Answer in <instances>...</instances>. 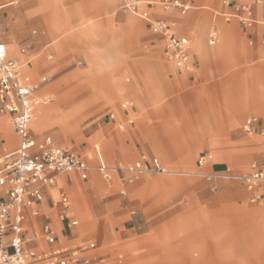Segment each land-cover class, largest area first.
I'll return each instance as SVG.
<instances>
[{"label": "rangeland", "instance_id": "obj_1", "mask_svg": "<svg viewBox=\"0 0 264 264\" xmlns=\"http://www.w3.org/2000/svg\"><path fill=\"white\" fill-rule=\"evenodd\" d=\"M40 1L34 7H42L47 14L44 24L39 17L27 16L34 9L29 8V0H0V20L6 21L0 39L9 46L10 56L19 49L25 51L31 70L26 71L25 64L21 72L32 83L47 76L50 82L44 87H52L36 94L32 133L40 139L51 136L56 145L81 154L98 145L106 164L115 170L137 162L141 155L158 158L167 170L144 175L133 184H123L117 172L107 182L92 170L89 182H81L87 186L83 193H70L71 197L68 193L80 218L75 229L78 238L72 243L92 238L112 261L122 254L124 264L133 260L147 264H264V216H252L264 206V197L252 202L255 192L236 180L218 179L213 191L211 182L202 176L211 172L198 163L202 156L208 160L216 152L227 160L223 164L232 173L246 175L254 163L264 161V137L249 136L242 130L248 116L256 115L264 122V26L257 24L247 30L234 16L228 21L234 11L225 9L228 1H250L219 0L212 4L213 12L196 10L199 4L205 3L203 8L209 4L191 0L194 8L182 18L184 26L174 28L183 39H201L203 52L195 48L191 62L196 70L183 75L188 78L179 83L173 70L181 76L183 69L166 60L160 36L128 9L135 0ZM153 1L160 4V0ZM55 5L64 11L61 28L51 14ZM193 13L201 15L204 27L193 24ZM222 24L232 29L227 51L229 36L223 28L222 38ZM212 26L220 31L214 47L208 45ZM50 54L52 60H48ZM90 57L98 60V67L90 68ZM42 97L51 101L44 105ZM126 102L128 115L122 108ZM37 122H41L38 131ZM64 122L71 123L69 130L66 126V134L56 135L62 126L54 124ZM139 123L159 135L158 146L150 148L142 141L143 133L136 130ZM7 125L12 136L1 131L6 147L8 136L11 145L15 144L10 118ZM118 136L124 139L109 142ZM246 140L251 141L249 146L243 145ZM189 170L200 174L170 173ZM95 178L100 187H94ZM124 190L126 195L121 194ZM240 208H250L253 213L241 216L237 213Z\"/></svg>", "mask_w": 264, "mask_h": 264}, {"label": "built area", "instance_id": "obj_2", "mask_svg": "<svg viewBox=\"0 0 264 264\" xmlns=\"http://www.w3.org/2000/svg\"><path fill=\"white\" fill-rule=\"evenodd\" d=\"M248 1L250 2L234 5V13L227 20L234 16L247 29H252L259 23L264 26V9L261 12V22L255 17V7L264 6V0ZM161 7L165 11L179 10L182 15L190 10L189 4L181 0H163ZM128 9L149 21L152 32L164 38L167 59L178 69H188L191 55L173 24L164 20H152L147 12L140 13L138 3L128 6ZM218 41L219 32L213 27L208 42L215 46ZM47 82L49 79L45 78L41 84H32L23 78L19 62L9 58L7 46L0 41V114L12 116L11 126L19 140L16 151L0 158V187L3 192L0 195V264H112L107 258L97 254L96 243L58 246L57 232L50 225L44 226L41 233L27 234L24 225L25 208L42 200V188L54 186L58 174L77 172L86 180L91 171L96 169L107 182L113 180L114 170L104 162L98 148L99 164L92 166L72 148L57 146L49 137L42 140L32 137L30 123L38 103L34 94ZM48 101L42 99L44 104ZM127 106L128 104L123 105L124 108ZM111 117L114 118L113 115ZM259 123V118L249 117L243 124V131L249 135L258 133L264 137V126L260 127ZM204 161V158H200L199 166H203ZM115 172L119 174L123 184H133L144 175L163 174L166 170L158 159L142 156L135 164L119 167ZM208 179L242 181L249 192L256 193L252 202H257L263 197V194L257 192L264 189V161L254 163L252 172L246 175H237L227 169L222 174L210 175ZM215 189L214 186L213 190ZM61 198L66 199L65 194H61ZM70 214L71 209L67 208L66 213L61 216V222L69 228L77 227L79 222L70 220ZM34 215L38 213L35 212ZM40 240H44L49 247L42 251L28 247Z\"/></svg>", "mask_w": 264, "mask_h": 264}, {"label": "crops", "instance_id": "obj_3", "mask_svg": "<svg viewBox=\"0 0 264 264\" xmlns=\"http://www.w3.org/2000/svg\"><path fill=\"white\" fill-rule=\"evenodd\" d=\"M29 1L32 4L29 8H34V9L32 10L31 13L27 14V16H29V17L30 16L39 17L40 18L39 19L40 23L44 24V19L47 17V14L45 12L41 11L42 7H40V6L37 7V8L34 7L35 4H36V0H29ZM162 1L163 0H160V4H157L153 0H135V2L138 3L139 12L140 13H143V12L149 13V15H150L152 20H164V21H167V22L173 24V28L175 26H177V25H179L181 27L184 26L185 22L182 21L183 20L182 18L184 16H186L187 14L186 15H182L179 10H170V11L163 10V8L161 7V2ZM181 1L189 4L190 10L188 12H190L194 8L193 7V2L191 0L190 1L189 0H181ZM196 1H198V2L205 1L206 4H209L208 5L209 7H204V8H203V6L205 5V3L199 4L198 7H195L196 10H211V11L214 12L215 10H213L212 4H214L215 2H217L219 0H196ZM47 2H48V0H41L40 4L41 3H47ZM55 2L60 4L61 0H55ZM236 4H239V3L228 1L227 4L225 3V9L226 10H230V11H232V10L234 11V5H236ZM52 8H53V10L51 11V14L55 17V19L58 20V24H59V26L61 28V26H63V21L62 20L64 19V16H63L64 15V11L62 9V6L55 5ZM263 9H264V6H256L255 7V17H256V19L259 22H261L260 21V17H261V12L263 11ZM155 11L156 12H160L161 16L164 17V18H157L155 16L156 15ZM175 12H177L180 16L175 15ZM217 14H218V12L216 11L215 12V18H214V23L217 22V19H218V15ZM191 20H192L194 25L196 24L197 26L198 25H202L203 27L205 26V22H203L202 17L199 14L193 13V15L191 17ZM145 21L148 23V25L150 27V30L152 31L150 22L147 21V20H145ZM258 25H261V23H259ZM202 26L199 27L201 29V31L203 29ZM4 27H6V21L0 20V28H4ZM213 27H215L218 30V28L216 26H212V28ZM223 28H224V30H226V32L228 33V36H229V39H228V42H227V48H226V51H227L228 47L231 44V39L233 37L232 29L230 28L229 24H222L221 25L222 38H223ZM254 28H252V29H254ZM252 29H247V30H252ZM174 30L177 32V29L174 28ZM257 31L258 30H256V32ZM218 32L220 33V31H218ZM258 33H257V36L259 37L260 34L258 35ZM177 34H178V32H177ZM157 36H160V35H157ZM160 38L164 42V45H165L164 38L162 36H160ZM180 38H182V37L180 36ZM262 38H263V42H264V33L262 34ZM251 39H252V37H251ZM32 40L34 41V39H32ZM182 40H184L185 45L188 48L191 57L195 56V48L200 49V51L203 52V49H202V45L203 44L201 42V39L195 38V39H190L189 40V39H186V38L185 39L182 38ZM0 41L3 42L1 39H0ZM3 43L7 46V49H8L9 46L5 42H3ZM208 45L211 46L209 44V42H208ZM211 47H214V46H211ZM48 48H49V45L45 46V49H48ZM191 52L193 53V55H192ZM164 54H165V52H164ZM8 56L12 60L20 61L23 65L26 64V66H27V70L26 71H30L31 70V67L29 66L30 63L27 62L25 55L22 53V51L20 49H19V53L15 54L14 57L10 56V53H9V50H8ZM50 57H52V59L54 58V56L52 54H50L48 56V60H52V59H49ZM165 58H166V60L169 63H171L167 59L166 55H165ZM89 61H90V68L98 67L99 63H98V60L95 57H90ZM219 63L222 65V60L221 59H219ZM195 70L196 69H195L194 63L192 62V71H195ZM173 71L176 74V81H175L176 83H179L183 79L188 78L189 73H190V72H187V71L183 70L181 72L182 75L180 76V74H179L180 71H177L176 69L173 70ZM183 75H188V76L187 77H183ZM25 76H27L30 79V82H31V77L29 75H25ZM45 78L49 79L47 76H44V77L41 78L40 82H38V83H34V82L32 83L31 82V83L32 84H41ZM49 82H50V79H49ZM49 82H47V83H49ZM47 83H43L39 87V89L34 94L35 98L37 96L36 95L37 92H43V91H45V90H47L49 88H52L50 86L44 87ZM145 88H147V90H149L148 86H146V85H145ZM157 95H158V98L160 99L161 94L157 93ZM100 96H101V94L99 92V97ZM42 99H47V98L46 97H42ZM48 100H49L48 101V103H49L51 100L50 99H48ZM160 101H163V99L161 98ZM47 104H44V105H47ZM71 104H73V103H71ZM75 104H73V105H75ZM124 104H128L129 105V102H126V103L122 104V108L125 109L124 110L125 114L128 115V114H130L129 107L127 106V108H124L123 107ZM38 109H39V107H37V110ZM112 115L115 117L114 114H111L110 116H112ZM7 116L10 119H12V116L9 115V114H7V115H2L1 114L0 115V156L1 155L5 156L7 154H10V153L16 151L18 146H19V140H18L16 134L14 133L13 137L15 138V144H13V145H11L9 147H13L15 145H16V147H15V149L13 151L7 152L10 148L5 146V141H4L3 136L1 134V131H2V132H5L8 135L11 134V136H12L10 128L7 125V121L9 122V118ZM249 117H257V118H259L256 115H251V116H248L247 118H249ZM35 119H36V113H34V121H35ZM111 119H114V118L111 117ZM2 121L4 123H1ZM34 121L32 122L31 127H30V132H31L32 137L34 139H36V140H42L43 138H46V137H49V138H51L53 140V138L51 136H48V135H45L41 139L38 136L34 135L32 133V125L34 124ZM259 122H260L259 123L260 127L264 126V122L260 118H259ZM129 123L132 125L134 122H133V120H130ZM70 124L64 122V125H58V124L55 123L54 124L55 126H62V127L59 128V131L56 132L57 133L56 135L59 136L61 133L62 134H66L67 132L63 131V129L67 126V128L69 130ZM147 126L148 125H145V124L141 125V123H139L136 130H140L143 133L144 137H143L142 141H144L145 144H147L148 147L151 148L153 145H155V147H156V146L159 145V143L157 142V141H160L159 135L155 131H153V132L147 131L148 129H150V127H147ZM47 127H48V125H46V127L43 129V132L46 130ZM242 130H243V125H242ZM247 135H249V134H247ZM255 135L261 136L258 133H255V134L249 135V136H255ZM121 139H124L123 136H118V137L111 138L109 140V142H111L113 144L116 140H121ZM53 142H54V140H53ZM250 143H251V141L246 140V141L243 142V145L244 146H249ZM55 145H56V143H55ZM97 148L100 150L101 156H102V158H103V160L105 162V159L103 157V153L101 151V148L98 145H95L91 150H88L87 152H85V154H81V153H79L76 150L75 151L79 155H81L90 165L97 166L99 164V157H98L97 150H96ZM163 154H166V153H163ZM3 156H1V157H3ZM142 156H148V155H141V157ZM149 158H152V157H149ZM201 158H204V157L202 156ZM156 159H158V158H156ZM206 159L207 158H204V160H205L204 164H203V166H200V167H203L204 170H207V171L209 170L211 172V174H202V176L205 177L207 179V181L211 182L212 190H213L214 186L217 189V180L211 181V180L208 179V177L210 175H212V174L225 172L227 169H229L225 164H223V162H227V160L222 155H220L219 153H216V152L215 153H211L208 156V160H206ZM158 161H159V159H158ZM135 163H133V164H135ZM133 164H130V165H133ZM160 164H161V162H160ZM112 169L115 172V168H112ZM170 173H177V174H184V175H187V174H190V175L191 174H193V175L196 174V175H198V174H200V173H197V172H192L191 170H189L188 172L187 171H170ZM90 176H91V173L89 174L88 179L83 180L81 178L80 174L77 173V172L61 173V174L57 175L56 183H55L54 186H44L42 188V191H43L42 200L35 201V202H33L32 205L27 206L25 208V212H24V214H25V222H24V225H25V228L27 229V234H32L33 232L41 233L44 226L50 225L57 232V245L58 246L73 245L72 242L75 241L78 238V232L75 229L80 225V218H79V216L77 215L76 211L74 210V208L72 206V202H71L72 199L71 200L69 199L68 193H69L70 197H71L70 193L72 195H75V194L77 195V194L83 193V191L85 189H87V186H85L81 182H83V183L89 182ZM68 185H73L74 189H72L71 187H68ZM100 186H101L100 182L98 181V179L95 178L94 187H100ZM71 190H74V192L73 191L71 192ZM263 190L264 189H261V191H263ZM123 192H126V190L121 192L122 195H123ZM2 194H3V192H2V189L0 187V195H2ZM61 194H65L66 199L63 200L61 198ZM126 194H127V192H126ZM257 194H263V197H264V193H259V191H258ZM67 208L71 209L70 220H76V221L79 222V225L77 227L69 228V227H67V225L65 223L61 222V216L64 213H66ZM260 209H263V208H260ZM35 212H37L38 215H34ZM135 213L136 212H132V215H135ZM237 213H239V215H241V216L242 215L243 216H250L251 213H253V210L250 209V208H240V209L237 210ZM80 216L83 217V218L85 217V215L82 212L80 213ZM82 242H93V243H96L92 238H89V239H82L78 243H74V244H79V243H82ZM96 245L98 246L97 243H96ZM28 247L32 248V249H35V250H38V251H42L44 249H47L49 246L46 244V242L44 240H40V241H38L36 243L29 244ZM199 249H201V247ZM97 254L99 256H103V257L107 258L112 264H124V257H123L122 254L118 255L117 258H115L112 261L108 254H103V253L100 252V247L99 246H98V253ZM127 264H147V263L139 261V260L138 261L133 260V262L131 261V262L127 263Z\"/></svg>", "mask_w": 264, "mask_h": 264}, {"label": "bare ground", "instance_id": "obj_4", "mask_svg": "<svg viewBox=\"0 0 264 264\" xmlns=\"http://www.w3.org/2000/svg\"><path fill=\"white\" fill-rule=\"evenodd\" d=\"M226 4H227V2H225ZM19 62V64H20V66H21V70L22 71H25V68H23V66H25V65H23L20 61H18ZM183 70H185V71H187V72H191L192 71V62H190V64H189V66H188V69H183ZM22 76H23V78H25L26 80H29L30 81V79L27 77V76H25L23 73H22ZM34 121V116H33V119H32V121H31V123H30V127H31V124H32V122ZM41 124V122H37V123H35V126L37 127V131L39 130V125ZM12 129V128H11ZM12 131H13V129H12ZM11 137H7L6 138V144H7V147H9V146H11ZM9 148H11V147H9ZM167 171V170H166ZM260 208H263V209H260ZM260 208H258L257 210H255V213L252 215L253 216V218H259V217H261L262 215L264 216V206L263 207H260ZM221 244V243H220ZM224 246V245H223ZM226 248V247H225ZM223 249V248H222Z\"/></svg>", "mask_w": 264, "mask_h": 264}]
</instances>
